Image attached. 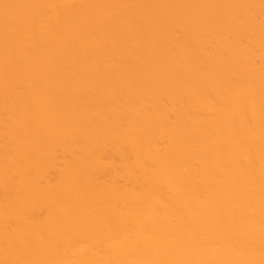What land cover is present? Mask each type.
<instances>
[{
    "label": "bare ground",
    "instance_id": "bare-ground-1",
    "mask_svg": "<svg viewBox=\"0 0 264 264\" xmlns=\"http://www.w3.org/2000/svg\"><path fill=\"white\" fill-rule=\"evenodd\" d=\"M0 264H264V0H0Z\"/></svg>",
    "mask_w": 264,
    "mask_h": 264
}]
</instances>
